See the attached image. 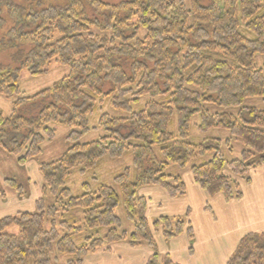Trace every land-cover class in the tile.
<instances>
[{
	"label": "trees",
	"instance_id": "1",
	"mask_svg": "<svg viewBox=\"0 0 264 264\" xmlns=\"http://www.w3.org/2000/svg\"><path fill=\"white\" fill-rule=\"evenodd\" d=\"M5 44L33 47L19 66L0 65L6 99L21 94L23 70L44 74L55 61L69 73L49 90L16 98L11 117L0 108V146L26 166L56 138L54 126L64 125L71 148L39 165L43 193L33 212L0 218V264H53V255L56 264L59 255L65 264H84L119 243L150 248L147 264H178L159 253L156 236L170 242L186 234L193 241L190 213L150 222L140 190L159 187L169 198L185 196L182 176L169 169L189 168L216 151L210 161L190 167L194 182L209 197L239 201L251 171L264 166V111L243 107L247 99H264V63L257 66V56L264 57V0H0V52ZM45 97L51 102L36 117L16 116ZM105 105L114 114L100 115L104 134L82 143ZM211 105L239 111L211 114ZM196 115L200 131L226 130L229 141L243 143L237 160L222 156L218 137L187 141ZM174 122L176 133L170 130ZM125 154L133 168L114 176L119 191L86 183L75 196L66 187L73 175L86 176L102 159ZM5 182L25 196L17 182ZM120 205L131 227L117 215ZM12 226L17 235L6 233ZM227 264H264V231L244 236Z\"/></svg>",
	"mask_w": 264,
	"mask_h": 264
},
{
	"label": "rangeland",
	"instance_id": "2",
	"mask_svg": "<svg viewBox=\"0 0 264 264\" xmlns=\"http://www.w3.org/2000/svg\"><path fill=\"white\" fill-rule=\"evenodd\" d=\"M109 4H116L120 2H124L127 0H102ZM3 17H7L6 13H3ZM3 32V30L1 31ZM3 42L6 40H2ZM32 46L25 45V47L18 46L16 44H5V47L3 51L0 52V65L8 66L15 68L19 66L20 62L26 57V54L32 49ZM257 66L258 68H261L264 63V57L262 55L257 56ZM69 73V69L67 67H64L62 65H59L55 61H52L51 64H49V68L47 69V73L44 74H38V75H32L30 71L23 70L20 74V80H19V89L21 90V94L16 96L18 97H32L35 95H38L40 92L49 90L55 83L60 81L63 77H65ZM15 99L9 100L4 98L0 95V108L2 112L4 113L5 118L11 117L14 112V102ZM51 102L49 97L40 98L37 101L29 102L28 105L19 108L16 112V116L24 117V118H32L36 117L40 110L45 106L48 105ZM253 107L258 108L262 111H264V99L263 98H257V99H247L244 103L243 107ZM208 111L211 114L215 113H223V112H229L233 115H235L239 108L235 109H222L216 105H211L208 107ZM102 113H113V110L110 109L109 105H105L103 107L102 111L97 112L94 117L91 119V128L95 127V130H91L88 132L87 136L84 137L81 142L87 143L91 141L98 140L100 136L104 134L103 129L99 127V118ZM201 117L199 115L194 116L191 124V130L189 137L187 138V141H191L193 143L200 144L206 139H213L214 137H218L223 140V145L221 148V154L226 158V160H237V158L240 157L241 152L243 151V143L239 140H230L229 133L224 130L221 131L219 129H212V131L209 132H203L202 130L197 128V126L200 124ZM56 128V138L52 142H46L43 145V150L40 155H38L35 159L31 160L30 163L26 166L18 165L17 160L10 155L2 146H0V192H6L9 193L12 191V187L9 185L7 186L6 182L9 180H14L21 185L22 192L27 195L28 190L32 189L33 184L38 182L37 180L40 178L39 175V169L38 166L42 163H52L53 161H56L60 159L64 153L71 148V142L67 139L69 133V130L66 126L62 125H56L54 126ZM170 130L173 132H177L176 122L171 126ZM216 151L210 152L207 154L205 158L193 160L191 161L190 167L192 165H202L203 162L210 161L214 158ZM99 168L95 170L92 173H88L86 176H81L79 173L73 175L69 178L66 187L70 188V190L73 192V195L78 196L83 191V184H91L93 188L99 186L100 184H105L110 187H114L119 191L117 186L114 183V176L120 174L123 172L125 168H133L132 166V157L129 154H125L120 159H111V158H104L99 163ZM189 168H179L178 166L172 165V167L169 169V173L171 175L175 176H182L184 184L187 186L189 185V181L193 178V175H191ZM256 172V173H255ZM254 174L255 177V183L258 185V189L260 188L261 184L264 185V169L260 167V169L251 171V177ZM242 183V181H240ZM244 185V184H243ZM243 189V186H242ZM14 190V189H13ZM249 197L252 195V192L247 194ZM186 196V195H185ZM37 201V200H36ZM188 201V200H185ZM181 205L183 203V200L178 201ZM36 203V202H35ZM175 204V203H174ZM36 206V205H35ZM27 205H9L8 207L0 203V217H7L10 215H16L19 211L23 210L27 211ZM117 215L123 220L122 224H124V227H131V224L127 222L124 208L122 205H120L116 209ZM77 217H82V214L80 211L77 212ZM185 214H182L179 217H184ZM189 218H186L188 221ZM8 234H18L19 229L15 226L10 227L6 231ZM161 236V235H160ZM158 237V235H157ZM157 239V238H156ZM145 247V246H142ZM55 256H52V260L54 261L53 264H56L55 262ZM59 264H65L67 262L66 257L59 255ZM103 257V256H99ZM123 257L125 260L128 259V255L124 254ZM96 262L92 258L90 263L88 264H95Z\"/></svg>",
	"mask_w": 264,
	"mask_h": 264
},
{
	"label": "crops",
	"instance_id": "3",
	"mask_svg": "<svg viewBox=\"0 0 264 264\" xmlns=\"http://www.w3.org/2000/svg\"><path fill=\"white\" fill-rule=\"evenodd\" d=\"M251 179L249 186L243 185V198L239 201H226L220 195L209 197L196 185L193 178L187 185L186 196L178 199L169 198L165 190L159 187L141 189L140 196L149 201L146 218L150 222L159 217H179L190 213L188 221L195 232L194 240L191 241L183 234L166 242L158 235L156 242L159 253L169 255L178 264H227L244 236L264 231V185L261 184L258 189L254 174ZM37 181L24 197L13 190L4 192L7 196H0V203L7 207L27 205V211L33 212L36 200L43 193L41 175ZM250 192L252 195L249 197L247 194ZM181 200V205L176 204ZM21 212L24 211L17 214ZM110 249L111 251L103 249L86 258L84 264L90 263L92 258L95 264H147L153 254L148 247L134 249L127 243L114 244ZM124 254L128 255L127 260L123 257Z\"/></svg>",
	"mask_w": 264,
	"mask_h": 264
}]
</instances>
